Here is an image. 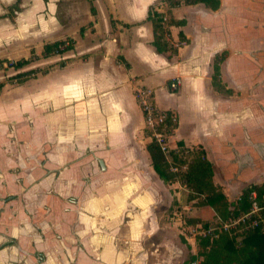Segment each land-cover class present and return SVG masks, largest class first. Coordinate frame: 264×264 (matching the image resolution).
<instances>
[{
    "label": "crops",
    "instance_id": "obj_1",
    "mask_svg": "<svg viewBox=\"0 0 264 264\" xmlns=\"http://www.w3.org/2000/svg\"><path fill=\"white\" fill-rule=\"evenodd\" d=\"M151 9L168 8L0 0V60L30 58L7 75L37 69L0 80V264H185L183 247L199 258L186 229L200 222L186 218L218 214L153 170L139 90L175 118L167 150L200 147L227 202L264 182V0H180L174 53L151 44ZM53 41L70 48L41 57Z\"/></svg>",
    "mask_w": 264,
    "mask_h": 264
},
{
    "label": "trees",
    "instance_id": "obj_2",
    "mask_svg": "<svg viewBox=\"0 0 264 264\" xmlns=\"http://www.w3.org/2000/svg\"><path fill=\"white\" fill-rule=\"evenodd\" d=\"M167 4V8L177 6L180 0H162ZM183 3L190 4L201 2L211 8L217 6V0H182ZM168 9L164 13H157L153 9L149 10L147 19L151 24L152 41L151 44L158 52L168 50L175 52V48L167 40L168 28L171 25H180L181 21L174 20ZM183 37L179 33V41ZM63 41H53L45 43L41 50V57L61 54L70 48V45L60 47ZM30 58L18 59L15 61L0 60L5 67L16 69L29 62ZM37 69H29L23 72L8 76V80L19 82L30 75H33ZM12 78V79H11ZM2 83H0V87ZM175 118L165 111V116L161 123L156 125L158 132L168 135L175 127ZM143 133L150 136L146 143V151L149 156L151 166L155 173L163 181H177L183 185L186 192V201L196 199V205H208L222 219L235 216L241 211H246L248 204L245 196L249 190H255L258 195L264 192V182L261 185L250 187L243 190L241 196L234 202H227L220 188L212 181V166L206 159L204 151L200 147L188 148L181 143L176 148L168 149L166 153L161 151L155 138L151 135V130L144 127ZM171 168H174L172 170ZM230 205V208H229ZM189 223L200 222L206 224V220L200 217L186 218ZM197 256L199 264H264V230H253L245 234L229 235L225 232L218 234L217 237L209 239L208 237H199L196 240ZM195 256L187 257L185 264L193 261Z\"/></svg>",
    "mask_w": 264,
    "mask_h": 264
},
{
    "label": "built area",
    "instance_id": "obj_3",
    "mask_svg": "<svg viewBox=\"0 0 264 264\" xmlns=\"http://www.w3.org/2000/svg\"><path fill=\"white\" fill-rule=\"evenodd\" d=\"M68 43L63 42L60 46L65 47ZM177 82L171 81L168 87L173 90ZM137 103L142 111L145 126L150 128L151 135L159 145L161 151L166 153L167 147L163 141L164 134L158 132L156 125L162 122L165 116V111L157 110L152 102L150 92L148 90H139L136 93ZM174 170V168H171ZM248 208L246 211H241L235 216L222 219L216 215L213 219L206 221L205 225L197 223L187 227V234L192 237H208L209 239L215 238L220 233H227L231 235L245 234L253 230H264V192L260 195L255 190H249L245 196ZM199 258L193 259L189 264H199Z\"/></svg>",
    "mask_w": 264,
    "mask_h": 264
},
{
    "label": "rangeland",
    "instance_id": "obj_4",
    "mask_svg": "<svg viewBox=\"0 0 264 264\" xmlns=\"http://www.w3.org/2000/svg\"><path fill=\"white\" fill-rule=\"evenodd\" d=\"M5 65L6 64H4V66ZM11 70H12L11 68H6V67H5V69L1 68L0 69V80H3L6 83L15 82L14 80H10V81L8 80L9 79L8 78L9 75H7V72L11 71ZM200 211H201V213L195 212L194 215L195 216H199L200 215L202 218H208L209 217V214H208L207 209L205 207H202ZM187 255H188V253L186 252V250L183 247V258H182V260H186L187 259Z\"/></svg>",
    "mask_w": 264,
    "mask_h": 264
}]
</instances>
